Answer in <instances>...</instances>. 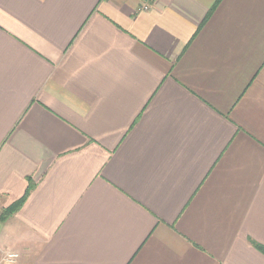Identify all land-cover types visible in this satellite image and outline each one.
<instances>
[{"label": "crops", "instance_id": "crops-1", "mask_svg": "<svg viewBox=\"0 0 264 264\" xmlns=\"http://www.w3.org/2000/svg\"><path fill=\"white\" fill-rule=\"evenodd\" d=\"M259 245L264 0H0V264Z\"/></svg>", "mask_w": 264, "mask_h": 264}, {"label": "built area", "instance_id": "built-area-1", "mask_svg": "<svg viewBox=\"0 0 264 264\" xmlns=\"http://www.w3.org/2000/svg\"><path fill=\"white\" fill-rule=\"evenodd\" d=\"M17 257H18L17 254H8L7 255V258L9 261H15Z\"/></svg>", "mask_w": 264, "mask_h": 264}, {"label": "trees", "instance_id": "trees-1", "mask_svg": "<svg viewBox=\"0 0 264 264\" xmlns=\"http://www.w3.org/2000/svg\"><path fill=\"white\" fill-rule=\"evenodd\" d=\"M258 247L264 251V246L259 245Z\"/></svg>", "mask_w": 264, "mask_h": 264}]
</instances>
